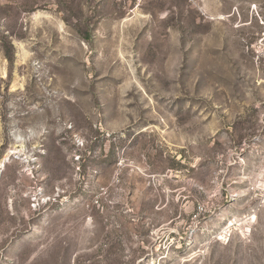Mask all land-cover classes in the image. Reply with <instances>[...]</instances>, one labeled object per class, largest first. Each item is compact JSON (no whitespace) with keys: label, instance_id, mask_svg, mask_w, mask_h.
Returning a JSON list of instances; mask_svg holds the SVG:
<instances>
[{"label":"rangeland","instance_id":"374dc122","mask_svg":"<svg viewBox=\"0 0 264 264\" xmlns=\"http://www.w3.org/2000/svg\"><path fill=\"white\" fill-rule=\"evenodd\" d=\"M0 264H264V0H0Z\"/></svg>","mask_w":264,"mask_h":264}]
</instances>
